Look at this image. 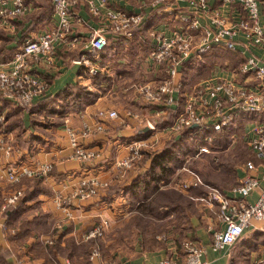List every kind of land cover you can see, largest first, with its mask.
Masks as SVG:
<instances>
[{
	"label": "crops",
	"instance_id": "0c3cea01",
	"mask_svg": "<svg viewBox=\"0 0 264 264\" xmlns=\"http://www.w3.org/2000/svg\"><path fill=\"white\" fill-rule=\"evenodd\" d=\"M31 1L35 7L24 19L15 21L16 31L0 27V53L4 59L12 55L27 35L42 33L54 27L56 17L50 0ZM111 1L128 11L143 13L145 20L141 32L133 40L123 38L116 42L114 39L103 53L106 55L105 58L102 56V60L107 72L92 78L84 72L83 67H74L81 55L80 50L60 51L52 72L39 69L42 76L50 80V89L45 96L35 100L30 110L8 100L1 102L7 113V130L2 132L0 126V139L8 136L18 151L0 163V197L14 189V185L5 179L7 165L34 167L38 161L52 163L54 170L46 179L24 178L15 186L24 190V198L11 219H5L10 230L7 231L0 224V264H16L18 259H25L28 264H158L171 256L183 258L182 245L188 239L196 240L206 247L203 256L206 264H259L264 258V220L254 221L236 245L223 251H214L211 248L213 234L225 227L221 222L220 207L218 204L208 206L185 199L188 196L190 199L201 196L199 190L204 191V196L207 194L205 187L194 188L189 192L178 188V183L193 180L189 171H183L185 165L175 168L167 185L170 186L175 180L173 188L184 197L179 198L178 202L172 201L170 195L159 192L148 198L152 200L144 204L147 206L141 207L139 202L143 195L128 190L135 181L149 173L152 159H148L147 153L160 152L170 142H181L185 135L184 132L170 139L162 134L156 150H145L142 159L131 169L122 173L118 167V162L129 155L128 142L140 136L138 131L143 127L135 118H126L125 112L133 110L148 117L156 114L154 107L140 105L132 88L134 83L141 80L160 81L164 78V73L148 59L153 42L149 32L156 28L169 34L180 28L182 23L179 15L185 9L183 4L175 0H166L164 4L157 5L154 0ZM211 5L220 17L228 21L238 20L239 11L222 7L214 1ZM82 14L89 19L87 11ZM90 24L95 26L93 21ZM81 30L84 36L90 34L87 28ZM238 40L236 52L215 50L202 60L193 57L185 63L178 79L182 84L181 91L192 88L195 83L212 74L234 75L239 81L245 82L246 77L240 75L238 70L248 55L245 56L244 38ZM254 53L264 61V47L255 49ZM133 70L139 71L142 76L130 79L125 72ZM144 74H148L149 79ZM69 88L90 93L93 98L90 96V100H85L79 97V100L71 103L74 107L67 110L66 104L62 103H67L69 98L59 97ZM118 92L121 95L118 96ZM180 95L178 90L176 97L180 98ZM44 99L45 102L41 103ZM55 104H58L57 112L53 109ZM10 105H16L19 109L12 111ZM62 109L67 111L60 114ZM100 110H118L121 118L105 120L103 132H96L82 140L83 145L98 156L86 163L79 162L73 158L66 121L69 120L70 127L80 130L85 123L95 125ZM179 111L181 106L177 104L166 110L159 117L160 124L169 123ZM50 116L56 118L54 126L46 127L44 120L40 122L44 129L36 126V122L49 120ZM257 119L264 123V114L258 118L247 114L238 116L226 129L227 137L223 140L218 136L216 139V145L220 148L215 149V153L221 149L229 152L223 155L222 163H198L197 168H191L190 171L201 178L204 175V183L238 200L240 196L235 192V187L245 174L246 162L253 160L257 165L261 164L246 142V133ZM6 132L9 134L6 135ZM211 155L206 154L208 157ZM92 177L108 186L89 200L73 198L80 181ZM262 190L264 183L247 197V201L255 203ZM58 195L71 199L69 204L58 207L55 202ZM103 219L106 222L104 238H88ZM50 239L53 240L52 244L48 243ZM96 248L99 249V255L92 259V252Z\"/></svg>",
	"mask_w": 264,
	"mask_h": 264
},
{
	"label": "built area",
	"instance_id": "2783aa9c",
	"mask_svg": "<svg viewBox=\"0 0 264 264\" xmlns=\"http://www.w3.org/2000/svg\"><path fill=\"white\" fill-rule=\"evenodd\" d=\"M184 5L185 11L179 15L181 27L167 34L153 28L149 35L153 42L149 49L148 59L164 73L160 81L141 80L132 88L141 106L156 109L154 117L140 115L133 110L125 112L126 118H135L142 126H148L150 133L138 136L127 144L129 155L118 162L122 173L131 169L140 161L145 150H154L162 134L175 138L186 131L192 132L197 141L196 156L211 154L220 146L216 145L218 136L225 139L226 129L242 114L258 118L264 114V61L255 53L257 48L264 47V0H175ZM222 7L239 11L237 21H228L220 17L212 2ZM56 17L54 27L42 33L27 35L8 59L0 53V126L2 132L7 121V113L2 101L8 100L28 109L35 100L45 96L50 89V80L43 77L40 68L52 72L57 65L60 51L80 50L81 55L76 62L80 63L84 72L92 78L107 72L102 60V53L113 44V40L125 38L133 40L142 30L145 16L141 12L128 11L111 0H50ZM166 0H154V4H164ZM31 0H0V27L16 31L15 21L24 19L34 9ZM87 11L89 19L83 16ZM93 21L95 26L91 25ZM82 28L90 30L88 36L82 35ZM244 38L247 57L239 66V74L246 77L241 82L233 76L212 74L193 85L182 89L178 82L181 68L193 57L202 60L215 50L236 52L239 38ZM119 39V40H118ZM231 73V72H229ZM180 91V98L176 94ZM181 106L173 119L161 125L159 117L174 105ZM95 125L84 124L82 129L70 127L66 121V131L73 149V158L86 163L95 159L98 154L87 149L82 140L105 130V120L121 118L118 110H100ZM199 127L190 129L193 125ZM9 133L6 132V135ZM249 149L259 159L260 165L249 160L245 164V174L239 178L235 192L238 200L228 197L224 192L204 183L195 172L190 171L193 180L179 184V189L190 191L202 186L207 194L198 198L202 204L215 206L221 211V222L224 229L213 234L211 248L223 251L236 245L244 232L254 221L264 220V190L255 203H249V197L264 183V123L258 119L246 133ZM18 151L10 138L0 139V163ZM54 165L36 162L34 167H5L6 181L14 185V189L0 197V224L9 231L5 224L7 213L12 207L20 204L24 198V190L17 186L24 178L46 179L52 174ZM108 184L98 178H84L74 193L73 198L83 201L99 195ZM71 200V199H70ZM68 199L58 195L56 204L62 208L69 204ZM104 236V225H98L88 238ZM48 243L52 244L50 239ZM183 258L167 257L158 264H206L203 256L206 247L196 240L183 242ZM99 249L91 255L95 259ZM16 264H28L25 259H18ZM121 264V263H120ZM259 264H264V258Z\"/></svg>",
	"mask_w": 264,
	"mask_h": 264
},
{
	"label": "trees",
	"instance_id": "16d2710c",
	"mask_svg": "<svg viewBox=\"0 0 264 264\" xmlns=\"http://www.w3.org/2000/svg\"><path fill=\"white\" fill-rule=\"evenodd\" d=\"M102 56L104 58L106 57V55L103 53H102ZM72 88L67 89L59 97V99L69 98L67 103L63 102L62 104H70L71 105V103L75 102L76 99L79 100V97L80 98L83 97V98H85V100H90V96H91L90 93L85 94V92L83 93L81 91H73ZM43 102H45V99L41 103H43ZM55 102H57V101H55ZM41 103H40V105H41ZM62 104H60L59 106H61ZM57 107H58V104L56 105V107L53 108L55 112L58 111ZM66 107L69 108L70 106L66 105ZM30 109L31 108H28V110H30ZM61 113H65V110L62 109ZM163 124L166 125L167 123H163ZM180 141L181 142H179V143H176L175 141L168 143L166 148L160 152L154 151V152L147 153L148 159H152L149 173L144 178L140 177V179L135 181L131 185V187L128 189L129 191H131L135 194L143 195V199L139 203L148 202L149 201L148 198H150L153 194H157L159 192L170 195L171 197H173L172 201H175V202H178L179 198H184L182 193L178 192L175 189H168L167 191H160V189L164 185H166V186L168 185V181L170 180V175L174 172L175 168L183 166L186 163L187 157L190 155V153H193V152L197 153V151H198L199 145L197 144V141H195L192 138V132L191 131H186L183 139ZM199 187H202V186H198L195 188L197 189ZM193 189H191V190H193ZM185 192H189V191H185ZM198 193H200L201 196H199L197 198L191 197L193 200L190 199L189 196H188V198H185V199L191 200V201H193V203H194V201L201 202L198 200V198L204 196V191L199 190ZM18 208H19V205L16 207H12L8 211V213H7L8 220L11 219V216L16 212V210Z\"/></svg>",
	"mask_w": 264,
	"mask_h": 264
},
{
	"label": "rangeland",
	"instance_id": "374dc122",
	"mask_svg": "<svg viewBox=\"0 0 264 264\" xmlns=\"http://www.w3.org/2000/svg\"><path fill=\"white\" fill-rule=\"evenodd\" d=\"M136 42H134L133 43V45L135 44ZM136 48V47H135ZM230 56L232 55V54H229ZM128 74V76H129V78L130 79H132L133 80V78L134 79H137V78H140L142 75V73H139V71H137V70H133V71H128V72H125V74ZM144 77L145 78H148V74H144ZM149 79V78H148ZM120 90H122V89H120ZM118 94V96L119 95H121V93L120 92H118L117 93ZM123 96V95H122ZM122 96H120V97H122ZM124 98V97H123ZM126 100V99H125ZM124 100V101H125ZM126 102H127V100H126ZM125 102V103H126ZM66 105H68V106H70L69 108L70 109H72L74 106H71V105H73V104H66ZM69 108L67 109V110H69ZM10 109L13 111V110H16L17 111V109H19L18 108V106H16V105H10ZM67 110H65V111H67ZM60 114H63V113H60ZM58 117H59V115H58ZM34 118H38V116H34ZM56 118L55 117H53V116H50V119L48 120V119H41V120H39V122H36V126H40L41 124H40V122L42 121V120H44L43 122H45L46 124H45V126L47 127L48 125H55L57 122H55L54 120H55ZM35 121H37L36 119H35ZM39 123V124H38ZM42 125H44V123H42ZM40 129H44L42 126H40ZM225 141H227V142H229V140H225ZM231 144V143H230ZM226 148V147H225ZM162 149V148H161ZM164 149V148H163ZM154 150H156V149H154ZM222 150V149H221ZM221 150H219V152L218 153H215L216 151L214 150V153H213V155H211L212 157H208V156H206V154H202V155H200V156H196V153L195 152H193V153H190V155L187 157V161H186V163L184 164L185 166V168H183V171H185V173L187 172L188 173V171L191 169V168H193V169H195V168H197V164L198 163H222V157H223V155H227V153H229V152H227V150L225 151V152H223V151H221ZM206 158H208V159H206ZM219 158H220V160H219ZM203 175V174H202ZM201 175V176H202ZM181 177V176H180ZM202 178L204 179V175L202 176ZM176 180L178 181L179 180V176H177V178H176ZM181 183V182H180ZM175 180L173 179L172 180V183L170 184V186H166V185H164L161 189H160V191H167L168 189H171V188H173V187H175ZM178 188H179V183H178ZM174 189V188H173ZM141 202V201H140ZM148 203H150V201L149 202H146V204H148ZM199 203H201V202H199ZM145 203H140V205L139 206H143ZM144 206H147V205H144ZM98 225H104V232H105V226H106V222H105V219H103L102 221H101V223L100 224H97V226ZM103 238H104V236H102ZM102 237H100V238H102Z\"/></svg>",
	"mask_w": 264,
	"mask_h": 264
},
{
	"label": "water",
	"instance_id": "95a60500",
	"mask_svg": "<svg viewBox=\"0 0 264 264\" xmlns=\"http://www.w3.org/2000/svg\"><path fill=\"white\" fill-rule=\"evenodd\" d=\"M74 67H78V68H80V67H82V65L80 64V63H77L76 62V64H75V66ZM197 127H199V125H193V126H191L190 127V129H194V128H197ZM139 134L141 135V136H144V135H148L149 133H150V128L148 127V126H143V127H141L140 129H139Z\"/></svg>",
	"mask_w": 264,
	"mask_h": 264
}]
</instances>
